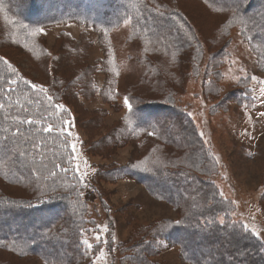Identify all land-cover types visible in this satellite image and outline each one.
I'll return each instance as SVG.
<instances>
[{"label":"trees","instance_id":"obj_1","mask_svg":"<svg viewBox=\"0 0 264 264\" xmlns=\"http://www.w3.org/2000/svg\"><path fill=\"white\" fill-rule=\"evenodd\" d=\"M236 7L231 0H0V41L27 49L37 45L38 32L32 35L37 29L72 21L100 34L109 59V33L118 23L131 20L130 41L140 44V55L134 61L143 74L127 92L130 124L109 133L106 148L153 133L155 141L148 142L146 158L132 161L124 171L175 207L181 223L163 219L140 228L129 264H156L150 259L157 255L152 245L155 241L179 245L180 259L187 264H228L229 255L237 248L248 251L237 257L235 264H264V243L232 220L234 206L220 195L211 178L218 170L216 161L192 118L176 103L189 75L200 71L201 65L193 64L206 59L205 52H209L205 72L213 79L209 93L219 90L220 67L232 29L239 28L264 70V0H243L241 11L234 16ZM63 38L69 39L62 33L58 41ZM0 57L16 69L13 74L0 62V103L5 104L0 110V264H17L16 259L31 255L51 264H83L78 243L85 210L74 194L78 175L70 137L43 131L47 123L56 128L68 120V113L53 109L43 93L25 83L34 82L19 73L7 57ZM76 59L77 55L67 58L65 66L53 69L55 78H49L47 86L41 85L53 97L52 104L75 106L79 96L91 99L97 93L105 101L113 94L118 97L116 76L109 77L99 91L94 75L100 69L86 62L77 64ZM108 64L103 61L106 75L108 68L113 70ZM66 77L70 79L65 81ZM13 79L15 85L6 83ZM9 87L14 91H4ZM207 91L205 88L204 93ZM41 113L46 119L40 124L18 123L28 118L40 120ZM17 128L20 134L14 135ZM57 164L68 171L62 172ZM34 168L39 172L34 173ZM15 188L18 190L13 193ZM219 218L224 219L226 230ZM207 220L214 223L206 224ZM229 243L232 247H226ZM2 253L9 254L8 260Z\"/></svg>","mask_w":264,"mask_h":264},{"label":"rangeland","instance_id":"obj_2","mask_svg":"<svg viewBox=\"0 0 264 264\" xmlns=\"http://www.w3.org/2000/svg\"><path fill=\"white\" fill-rule=\"evenodd\" d=\"M128 20V24L124 21L118 23L109 33V59L99 41L100 34L93 28L72 21L41 28L44 31L38 32V40L34 37L37 45L28 49L20 44L6 45L0 41V54L15 64L24 77L43 86H47L49 78L55 76L53 69L65 66L67 58L74 55L78 56L77 64L86 62L100 69L94 75V84L99 91L109 77L118 78V97L113 94L105 101L97 93L91 99L79 96L75 106L62 103L68 120L73 123L68 131L71 132V151L72 145L76 146L73 153L75 171V166L79 165L74 194L85 210L84 227L78 243L83 264H93V261L95 264H129L128 258L132 256L136 242L135 234L140 228L163 219L177 221L180 218L175 207L152 195L146 184L124 171L132 161L146 158V149L150 146L148 142L152 144L155 141L153 136L138 135L121 146L106 148L108 142L105 137L117 127L125 128L130 124L126 117L130 111L124 99L128 96L129 87L138 84L143 74V68L134 61L140 55V44L130 41L132 24ZM66 28L70 31H64ZM62 33L70 41L66 38L58 41ZM69 46L72 51L67 50ZM204 54L206 59L203 58L200 64H193L194 67L201 65L200 71L197 75H189L184 94L177 95L176 103L188 115L191 113L189 116L198 133L204 134L201 138L211 151L218 169L211 178L223 197L232 202V220L254 229L264 243V116L260 115L264 113V70L242 38L239 28L232 29L220 67L219 90L209 93L213 79L205 72L209 52ZM105 60L113 67V70L108 68L107 75L103 65ZM66 79L68 81L70 77ZM205 88L208 89L206 93ZM82 173H86L83 181L80 180ZM149 181L155 186L153 180ZM17 190L15 188L12 192ZM12 226L16 229L14 224ZM105 226L107 230L101 231ZM96 236L107 242L96 247ZM84 239L94 248L87 249L82 243ZM152 245L157 253L150 258L154 263L187 264L180 259L179 245L160 241ZM100 251L105 253L104 259H96ZM1 257L8 260L9 254L2 253ZM15 261L17 264H51L37 255Z\"/></svg>","mask_w":264,"mask_h":264},{"label":"snow or ice","instance_id":"obj_3","mask_svg":"<svg viewBox=\"0 0 264 264\" xmlns=\"http://www.w3.org/2000/svg\"><path fill=\"white\" fill-rule=\"evenodd\" d=\"M208 0H205V3H207ZM231 2L235 5H237V7L233 10V15L235 16L238 12L241 11V8L243 7V0H231ZM219 10V9H217ZM160 15H163V13H160ZM125 24L129 23L128 19H125L124 21ZM44 30L43 29H37L36 32H33L32 35H35L37 32L42 33ZM105 36H107V33H105ZM0 62L8 65V70H10L13 74H16V69L13 68L7 60H4L2 57H0ZM21 79H23L21 77ZM252 79H255V77H252ZM6 83H8L9 85H15L17 83V81L15 79L10 80V81H6ZM26 84H30L31 88L33 90H36L38 93H43L46 96L47 101L49 102V105L55 109V110H59L60 112H65L67 111L65 109V106L62 104H52L53 101V97L51 95L47 94V89H45L43 86L35 84V83H31L29 81H25ZM6 92L11 93L12 91H14V89H12L11 87H9L8 89L4 90ZM124 104L125 106L129 109V111H131V104L129 103V100L127 97H125L124 99ZM5 108V104L4 103H0V110H3ZM25 111L27 109H24ZM45 111H47V109H45ZM189 115H191V113H189ZM261 116H264V113L260 114ZM46 117L44 116L43 113H41V119L37 120V119H32V118H28V119H24V120H19L18 123L20 124H28V125H37L40 124L41 121L45 120ZM73 126L72 121L70 120H64L62 121V123L60 125H58L56 128H54L53 124L51 123H47V125L45 127H43V131L47 132L49 134H53L54 132L57 135H66V136H71V132L68 131V129H70ZM7 131V130H5ZM20 134V130L19 128L16 129V132L14 133V135H18ZM149 135H153V133H148ZM204 134L201 132L200 136L202 137ZM7 139V137H5V140ZM34 147H39L38 145H34ZM76 150V146L75 144L72 145V151L73 153ZM73 159H75V157L73 156ZM86 163V162H85ZM56 168H59L62 172H67L68 170L66 168H63L61 165L57 164L55 165ZM76 171H79V165L77 164L76 166ZM34 173H38L39 169H33L32 170ZM52 176H55L56 173L55 172H51L50 173ZM86 175V173H82L80 176V180L83 181L84 176ZM221 196H223V193H220ZM11 205H15V202H9ZM33 205H28V207H32ZM177 224L181 223V221H176ZM206 224H212L214 223V221L212 220H207L205 221ZM219 224L223 225L225 230L227 229V225L225 224V221L223 218H219ZM243 228L245 231L250 232L252 235L256 236L257 238H259V233L256 232L254 229H249L248 226L245 224L243 225ZM101 231H106L107 228L105 226L104 229H100ZM114 239V238H113ZM96 240H97V246H99L100 243H106L107 241L103 240L101 236H96ZM83 245L86 246L87 249L91 250L94 248V245L91 244L87 239H84L82 241ZM226 247H232L231 243L227 244ZM262 251H264V245H262L261 248ZM247 249H243V248H237L233 253H231L229 255V259H228V264H235V261L237 259V257H243L244 255L247 254ZM105 258V253L103 251H100L99 256L96 257V259H104ZM214 259V256H213ZM93 264H95V261H93ZM197 264H199V262H197Z\"/></svg>","mask_w":264,"mask_h":264},{"label":"crops","instance_id":"obj_4","mask_svg":"<svg viewBox=\"0 0 264 264\" xmlns=\"http://www.w3.org/2000/svg\"><path fill=\"white\" fill-rule=\"evenodd\" d=\"M64 31H67V32H69V31H70V29H69V28H66Z\"/></svg>","mask_w":264,"mask_h":264}]
</instances>
